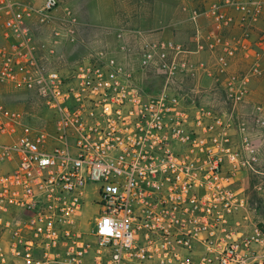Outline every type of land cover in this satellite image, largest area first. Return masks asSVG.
I'll list each match as a JSON object with an SVG mask.
<instances>
[{
	"label": "built area",
	"instance_id": "2783aa9c",
	"mask_svg": "<svg viewBox=\"0 0 264 264\" xmlns=\"http://www.w3.org/2000/svg\"><path fill=\"white\" fill-rule=\"evenodd\" d=\"M59 5L0 0V88L36 97L50 112L40 121L0 97V264H264V222L253 220L239 186L248 173L262 187L264 101L251 113L237 108L263 69L232 70L259 30L264 0L212 2V27L197 30L195 50L120 30L116 52L87 46L66 72L55 44L76 40L72 11L50 45L36 33ZM199 15L193 10L192 21ZM256 43L264 49V29ZM206 50L217 59L202 68L216 76L227 110L182 88L199 69L191 54ZM90 184L100 209L87 232L77 220Z\"/></svg>",
	"mask_w": 264,
	"mask_h": 264
},
{
	"label": "rangeland",
	"instance_id": "374dc122",
	"mask_svg": "<svg viewBox=\"0 0 264 264\" xmlns=\"http://www.w3.org/2000/svg\"><path fill=\"white\" fill-rule=\"evenodd\" d=\"M25 1H28L39 7L42 5L44 0ZM59 1V7H57L53 12V22H50L46 25H39V27L36 29V33L40 43L48 46L51 44L50 40L54 29H57L63 34L67 32L68 27L66 28L65 24L63 23V20L66 17L67 9H70L72 14L77 18V22L74 26L75 32L71 34L76 40L68 41L66 38L65 40L63 38L62 41L59 42L61 43V48L58 49V56L55 58V64L61 71L66 72L71 64L82 59V55L85 53V47L87 46L105 47L110 50L112 49L109 44H112L114 38L105 39V34H103L102 31L91 22L89 5L92 0ZM178 1L179 0H114L115 11L119 19L120 30H126L128 32H133L136 30H143L149 33L157 32L163 19H166L168 16L176 18ZM172 19L173 18H171V20ZM262 21L259 23L258 32L261 29H264V27L261 26ZM175 31L177 32L178 30ZM189 32V29L185 28L184 34L186 36L183 38L188 39ZM113 35L114 34L112 33V36ZM129 40L132 46H140V42L138 40ZM152 77L154 76L150 75V77L147 78L151 79ZM191 77L192 76H184V78L182 77L184 80L182 88H185L186 90H191L194 88V83H192ZM208 85H210V80H208ZM210 87L211 86L206 88L200 87V89L206 91ZM210 90V92H206L205 94L207 97V100H205L206 102L200 101L201 104L214 105L222 111L224 110V107H231V103L227 100L225 92L219 85L216 84L215 86L211 87ZM212 93H217V100L220 102H215L214 100L208 102V98ZM25 95L26 94L22 93L21 91H17L13 88H0V97L9 105L19 109L24 108L29 113L37 116V119L40 121L50 120V112L45 107H43L42 103L36 97H30L27 100L22 99L21 97H24ZM248 102L249 100L238 105L237 108L239 112H241L240 107ZM260 102L261 101L249 102L250 107H252L250 111L252 112L255 105ZM4 167L8 168L9 165ZM258 178L259 177L256 175L254 176L253 174L244 173L242 175V179L239 182V186L243 188V190L246 191L250 196V214L253 220L256 222H264V179L262 181V187L258 188L256 187V185L259 183ZM94 186L97 185L90 184L88 186V196L84 203L83 212L77 220V227L87 232H90L94 229L98 211L100 209V205L97 203L98 195L93 189Z\"/></svg>",
	"mask_w": 264,
	"mask_h": 264
},
{
	"label": "crops",
	"instance_id": "0c3cea01",
	"mask_svg": "<svg viewBox=\"0 0 264 264\" xmlns=\"http://www.w3.org/2000/svg\"><path fill=\"white\" fill-rule=\"evenodd\" d=\"M217 1L221 0H179L176 10V18L169 16L166 17V19H163L162 23L159 25L158 31L153 32L152 34L155 37H175L177 40L185 43L188 47L194 50L197 49V43L199 41L197 40L196 32L199 30L205 35V33L211 29L212 22L208 18L207 9L212 2ZM183 7H187L188 9L183 10ZM89 8L91 22L95 24L103 34H105V39L114 38L112 44H109V46L112 47V51L116 52L115 50L120 44L118 39L120 24L115 11L114 0H92ZM193 10H196L200 13L196 22L192 21L191 19V13ZM171 18L173 19L171 20ZM261 26L264 27V17ZM185 28H188L190 31L188 39L183 38L186 36L184 34ZM175 30L178 31L176 32ZM112 33L115 35V37L114 35L112 36ZM225 34L230 37L231 40L237 38L239 35V33L234 30H229ZM257 38L258 31L255 30L250 38L244 40L243 44L245 47L243 46L242 49L240 48L237 56L232 60V70L239 72L246 71L254 62H259L261 64V68L263 69L262 73L258 76H254L249 83V102L264 100V49L257 45ZM55 45L58 47V49L61 48V43H56ZM216 59L217 54L211 53L209 50L197 52L194 51V53L191 54V60L195 63V65H197V67L199 66L195 76L191 77V81L194 83V88L198 94V97L200 98V101L204 102L207 100L205 95L206 92H210L211 87L217 84V80L215 79L216 76L210 75L205 71L206 69H211L213 67V64L216 63ZM204 66H206V69L202 68ZM208 80H210V85H208ZM209 86L211 87L206 91L200 89V87L206 88ZM217 99V93H212L208 98V102L213 100L215 102H220ZM249 102L240 107V111L242 113L251 112L250 109L252 107H250ZM225 108L226 107H224V110H227V108ZM257 140L262 151L264 152V129L259 131Z\"/></svg>",
	"mask_w": 264,
	"mask_h": 264
}]
</instances>
